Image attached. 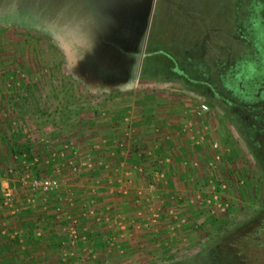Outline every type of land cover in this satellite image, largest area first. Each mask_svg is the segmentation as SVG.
<instances>
[{"label": "rangeland", "instance_id": "obj_1", "mask_svg": "<svg viewBox=\"0 0 264 264\" xmlns=\"http://www.w3.org/2000/svg\"><path fill=\"white\" fill-rule=\"evenodd\" d=\"M53 1L0 0L14 13L0 21V264H264V0ZM68 3L95 33L54 14ZM119 28L126 47L143 35L133 73L97 41L119 43ZM155 43L186 78L164 60L167 79L141 76ZM189 123L202 154L231 147L216 174L231 206L214 220L159 190Z\"/></svg>", "mask_w": 264, "mask_h": 264}, {"label": "built area", "instance_id": "obj_2", "mask_svg": "<svg viewBox=\"0 0 264 264\" xmlns=\"http://www.w3.org/2000/svg\"><path fill=\"white\" fill-rule=\"evenodd\" d=\"M194 111L195 116L199 117L201 114L207 113L209 111V107L205 103H200L196 106ZM194 123H197L196 120L194 121ZM194 126L195 124L189 123L186 127H184L183 130H185L184 133L189 135L191 143H193L194 145H198V143L205 139V137L199 134L201 132L199 131V129L194 132ZM209 148L211 149V159L206 162L207 164L203 168L207 176L205 190L197 192L188 202L190 205H193L194 207L196 206L199 212H206L209 220H214L215 217L226 212L228 210V207L231 206V203L226 199L225 194V192L229 189V180H227L229 178L225 179L216 177V174L220 171L219 169L223 167V164L226 162L228 156H230L231 147L227 144L223 149L220 142L211 141L209 143ZM164 161L169 163L170 159L164 158ZM190 167L192 169H197L199 168V163L193 160L190 164ZM157 174H159L163 179V171L159 173L157 172ZM36 184L42 185L43 188H48V186H51L52 181L39 180L36 182ZM168 199L171 200L170 196ZM181 222H184V219L180 220V223Z\"/></svg>", "mask_w": 264, "mask_h": 264}, {"label": "trees", "instance_id": "obj_3", "mask_svg": "<svg viewBox=\"0 0 264 264\" xmlns=\"http://www.w3.org/2000/svg\"><path fill=\"white\" fill-rule=\"evenodd\" d=\"M72 1H70L71 3ZM51 6L49 5L48 8L50 9L51 7H54L55 6V1L51 0ZM70 3L68 4H62L63 7H60V8H55L53 11L55 12L54 14H59L60 15H67V16H71L74 18L72 24L74 25L75 23H78L80 26H78L81 31L82 30H87V31H92L93 33L94 32V29H93V26L95 27V30H96V22H95V19L93 18V15L91 14V12L89 13L88 12V21L87 23L85 24L86 20H85V16H83V18L79 15V11H81V7H78V12L77 10L75 9L74 11L71 12L70 10V6L72 5H69ZM12 11V10H11ZM11 11H8V12H4V13H0V21H7V22H12L14 20H12L11 18L14 16V13L11 12ZM11 17V18H9ZM14 18V17H13ZM19 18V17H18ZM16 19L15 21H18L19 19ZM21 21V20H20ZM83 21V23H82ZM19 22V21H18ZM72 27V26H71ZM120 31L115 33L114 35L117 36L118 38V42L117 44H112V42H110V44H105L104 43V38L101 39V38H98L97 41L101 42L102 46L100 45L101 48L104 47H110L112 48V52L109 54L112 56V58H114L116 60V58L118 57V59H120L122 56H126V57H130L133 60V62H128L130 65H131V68L130 66L128 68H126L128 70V72H134V69H135V64H136V61H137V57L140 53V49H141V44H142V40H143V35H139V38H140V42L135 46H133L132 48L131 47H126L127 45H125V41H124V44H121V38H123L124 34H120V35H116V34H119L121 33L123 30L121 28H119ZM58 30V29H57ZM80 31V32H81ZM115 32V31H114ZM96 33H99V32H96ZM99 36H101L100 34H98ZM93 39L95 37V34L92 35ZM116 40V38L114 39ZM99 47V49H100ZM82 48V47H80ZM114 49V51H113ZM157 50H160L159 53H155V51ZM163 49V47H159V44L155 43L154 45H151L150 48H146V55L143 59V63H142V69H141V76H143L144 78H147V79H156V80H164V79H167L168 76H166V72L164 70V67H162V65L159 64V66H155L158 64V62H162L165 58V56H163L165 54V51ZM163 52V53H162ZM87 54H90L89 52H87ZM120 56V57H119ZM132 56V57H131ZM90 57L92 58V56L90 55ZM163 57V58H162ZM122 60L124 58H121ZM154 59V60H153ZM86 60V59H85ZM162 60V61H161ZM166 61V60H164ZM179 73L180 70H179Z\"/></svg>", "mask_w": 264, "mask_h": 264}, {"label": "crops", "instance_id": "obj_4", "mask_svg": "<svg viewBox=\"0 0 264 264\" xmlns=\"http://www.w3.org/2000/svg\"><path fill=\"white\" fill-rule=\"evenodd\" d=\"M176 143L177 144L181 143L184 145L183 147L184 155L181 156L182 160H180L179 157H176L175 154H172L174 153L173 146L165 148L166 150H165L164 158L170 159V162L169 163L166 162L167 164L164 163V166H166L165 180L163 181L162 179L160 181L161 186L160 185L158 186H159V190H162L163 192L161 194H167L168 192L174 191V193L178 195V199H182L185 202H188L191 196H194L197 192L205 190V186H206L205 184L207 181L206 172L203 170V168L200 167L197 169H192L190 167V164L193 160H195V158L198 157L197 155L199 154H201L203 158L206 157L210 158L211 152H208L209 153L208 156L206 154H202L200 147H198V145H194L193 143L189 142L188 139L184 140L183 142H176ZM176 148L179 150V145ZM192 150H195V152H193ZM179 153H181V151ZM159 158L160 157L154 158V160L157 159V161H159ZM175 158L177 159L176 161ZM151 161H153V159H151ZM130 178L131 180H134V176ZM167 200L169 199L168 198L160 199L161 202L162 201L165 202ZM168 202L169 201H167V203ZM183 205L189 206V203H185ZM22 219L25 218L23 217ZM25 234L27 235V232H25ZM50 235L52 236L53 233Z\"/></svg>", "mask_w": 264, "mask_h": 264}, {"label": "flooded vegetation", "instance_id": "obj_5", "mask_svg": "<svg viewBox=\"0 0 264 264\" xmlns=\"http://www.w3.org/2000/svg\"><path fill=\"white\" fill-rule=\"evenodd\" d=\"M166 61L168 62V61H170L169 60V58H166ZM171 62V61H170ZM174 61H172L171 63H170V65H168V69L170 70L171 69V76H177L178 74H180L183 78H186L187 76H186V72L185 73H179V71H177V70H174V69H172V68H174L176 65H174L175 63H173ZM179 67H181L180 65H179ZM178 73V74H177ZM179 76V75H178ZM201 76H203V74L201 73ZM206 79H208L209 81H207V83H200V84H202V85H206V92L207 93H210V91H211V86H210V84H213V86H214V82H213V80L211 79V78H207L206 77ZM191 82H193V81H191ZM216 87V86H215ZM228 88H230V85L229 84H226L225 83V85H224V83H222V85L218 88H216V89H218V90H214L213 92H218V91H222V92H225ZM229 92H233L232 91V89L230 88L229 90H228ZM212 93V92H211ZM214 97H212V99H213ZM221 99H219V100H222V102L223 103H225V99H223L222 97H220ZM215 101H218L217 99H215ZM226 103H227V100H226ZM230 106H233L232 105V103H228ZM233 108V107H232ZM234 109V108H233ZM235 111V110H234ZM236 112V119H239V122L242 124L243 122H242V120L243 121H246V120H250V122L251 123H249L250 125L252 124V127H253V124H254V120L251 118V116H249V115H245L243 112H237V111H235ZM243 130H246L247 129V127L245 128V127H243L242 128ZM242 131V130H241ZM248 131H249V129H248ZM254 131V130H253ZM253 131H251V133H253ZM243 132V131H242ZM243 134L246 136V134H247V136L246 137H248V138H251V136H250V134H248V133H244L243 132ZM253 135V134H252ZM253 142V144H254V142L255 141H252ZM257 141H256V144L255 145H252V146H254V149L256 148V150H257ZM257 152V151H256Z\"/></svg>", "mask_w": 264, "mask_h": 264}, {"label": "water", "instance_id": "obj_6", "mask_svg": "<svg viewBox=\"0 0 264 264\" xmlns=\"http://www.w3.org/2000/svg\"><path fill=\"white\" fill-rule=\"evenodd\" d=\"M141 57H143V56L141 55ZM141 57H140V58H141Z\"/></svg>", "mask_w": 264, "mask_h": 264}]
</instances>
